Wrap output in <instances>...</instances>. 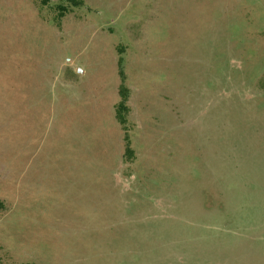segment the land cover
Here are the masks:
<instances>
[{
  "label": "rangeland",
  "instance_id": "374dc122",
  "mask_svg": "<svg viewBox=\"0 0 264 264\" xmlns=\"http://www.w3.org/2000/svg\"><path fill=\"white\" fill-rule=\"evenodd\" d=\"M81 1L0 0V264H264V0Z\"/></svg>",
  "mask_w": 264,
  "mask_h": 264
},
{
  "label": "trees",
  "instance_id": "16d2710c",
  "mask_svg": "<svg viewBox=\"0 0 264 264\" xmlns=\"http://www.w3.org/2000/svg\"><path fill=\"white\" fill-rule=\"evenodd\" d=\"M39 1V4L41 7H47L49 6L50 0H37ZM63 3H67V6L63 5L62 3L59 5H56V12L58 18H63L68 12V7H75L79 6L82 1L81 0H60ZM69 5V6H68ZM119 76L121 83L119 85L118 89V96L119 101L115 105V118L118 124L122 127L124 131V141H125V154L124 159L126 162H132L135 157V153L131 147V139L129 136V129H128V117L130 114V106H129V100H130V89L126 85V75L124 72L123 67V59L120 58L119 60ZM3 208V203L0 202V209Z\"/></svg>",
  "mask_w": 264,
  "mask_h": 264
}]
</instances>
